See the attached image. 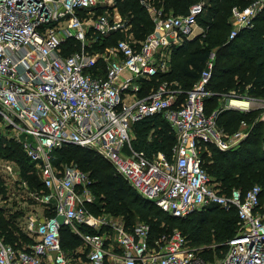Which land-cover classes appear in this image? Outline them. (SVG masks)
Wrapping results in <instances>:
<instances>
[{
    "label": "built area",
    "instance_id": "1",
    "mask_svg": "<svg viewBox=\"0 0 264 264\" xmlns=\"http://www.w3.org/2000/svg\"><path fill=\"white\" fill-rule=\"evenodd\" d=\"M206 4L196 1L183 14H165L146 4L154 28L137 41L115 0H0V122L13 131L43 181L44 189L30 195L54 209V215L26 221L25 231L34 239L28 246L16 249L0 237V264H73L62 246L63 225L85 240L86 264H106L109 255L121 264H264V188L255 184L222 193L203 166L208 144L236 148L248 135L244 122L234 133L221 128L222 109L206 112L205 98L214 94L208 84L215 53L190 89L164 81L140 95L142 79L170 70L175 46L205 34L198 18ZM97 7L113 8V13L95 15ZM263 9L264 0L234 6L229 37L252 27ZM116 31L129 38L100 45L101 37ZM69 40L79 48L67 52ZM228 95V108L264 109V98ZM154 114L164 116L176 140L169 155L159 151L148 158L132 146V128ZM70 144L95 149L140 195L174 217L210 205L236 209L239 227L227 241L226 254L208 260L178 229L151 241L147 223L129 229L119 216L92 214L89 173L53 162V152Z\"/></svg>",
    "mask_w": 264,
    "mask_h": 264
},
{
    "label": "trees",
    "instance_id": "2",
    "mask_svg": "<svg viewBox=\"0 0 264 264\" xmlns=\"http://www.w3.org/2000/svg\"><path fill=\"white\" fill-rule=\"evenodd\" d=\"M196 1L199 0H115V6L130 25L129 31L135 40L141 41L154 28L153 17L146 4L165 14H183ZM253 1L207 0L205 10L198 18L205 28V34L185 39L183 43L175 46L171 54L170 70L151 79H142L140 95H146L164 81L178 83L184 90L190 89L200 78L211 53L214 52L215 64L208 84V89L214 94L205 98L207 113L213 111L210 104L217 103L224 93L232 92L231 94L239 98H264V9L255 18L252 27L241 29L234 38L229 37L233 27L232 8H244ZM104 10L97 7L94 10L95 15L102 14ZM124 37V32L116 31L108 37H101L100 45L114 44ZM78 48L76 40H69L66 51ZM261 113V109L242 111L225 108L218 115V125L228 133L238 131L242 122L248 127V135L238 147L222 150L216 145L208 144L203 150V166L222 193L228 194L233 188L245 191L256 182L264 188V121L260 118ZM175 140L174 131L162 114L146 116L134 123L132 128V146L144 152L148 158H152L159 151L169 155ZM53 155V162L57 166L65 164L62 161L66 155L69 160L75 159L82 170L90 172L88 173L93 180L91 188L95 196L94 201L88 204L90 211L122 215V220L129 229L137 224L138 219L143 220L142 222L150 225L151 241L172 231L171 227L176 224L182 229L190 246L197 248L198 245L215 243L216 249L228 251L227 241L237 234L239 216L236 209L227 211L217 205H210L185 218L174 217L140 195L95 149L70 144L56 149ZM0 158L19 165L20 180L16 183L23 182L25 185L17 192L12 187L8 190L0 175L1 199L9 201L12 194L17 195L18 192L27 197L26 193L44 189L34 162L14 137L0 133ZM13 202L17 201L13 199ZM42 206L45 217L54 215L53 206ZM21 213L23 210L14 209L13 205L9 207L8 204L0 203V237H3L7 245L16 249L26 247L34 240L20 225L18 216ZM61 242L71 257V252L80 245L81 238L71 228L63 225ZM212 252L209 246H205L201 254L207 257Z\"/></svg>",
    "mask_w": 264,
    "mask_h": 264
},
{
    "label": "rangeland",
    "instance_id": "3",
    "mask_svg": "<svg viewBox=\"0 0 264 264\" xmlns=\"http://www.w3.org/2000/svg\"><path fill=\"white\" fill-rule=\"evenodd\" d=\"M117 11H118V9H117ZM107 12L113 13V8H110L109 10L105 9L102 13H107ZM198 24H199V26H203L199 21H198ZM125 37L129 38V34H125ZM132 37L134 38L133 34H132ZM231 93H229V94H231ZM230 97L231 96H229L228 93H224L220 97V99L218 100L217 103L210 104V106H209L210 109L216 110L218 108H222V109L228 108V106L230 105V103H229ZM235 99H238V98H235ZM261 111H262V113L260 114V118H262V120L264 121V109L262 108ZM0 133L3 134L4 136L12 137L11 135H12L13 131L8 130L3 125V123L0 122ZM63 157H64V159L62 161L63 163H65V164L66 163L76 164L79 166V163L77 161H75V159L69 160L68 156H66V155H64ZM6 164H7V166H6ZM8 165H12L11 170L8 168ZM19 169H20L19 165L16 164L15 162L4 159V158H0V175L3 177V179L6 183L5 185L7 186L8 190H10V188L12 187V190L17 192L18 189L23 188L25 186L23 182H21L19 184L16 183L17 180H20ZM7 172H9V174ZM87 172H89V171H87ZM255 184H259V183L256 182ZM26 195H28V196L24 197L22 194H19V192L17 195L12 194V197L9 198V201L1 199V195H0L1 204H8L9 207L13 205L14 209L23 210V213L19 214L18 218L21 220L20 225L24 228V232H26L25 231V223L30 217L37 218L38 220L43 219L45 217L44 207L42 206V204L38 200H36L33 196H31L30 193H28V194L26 193ZM93 195H94V193H93ZM13 199H15L17 202L14 203ZM91 213L96 215V216H102V215L106 214V212H104V211L103 212L102 211L101 212H95V211L92 212L91 211ZM110 215H113V214H110ZM114 216H118V215H114ZM119 217H121L123 219L122 215H120ZM142 221L143 220L138 219L137 223L142 222ZM171 228H172V230L178 229L183 233L182 229L180 227H178L176 224L173 225ZM80 238H81L80 245L74 250V252H71V253L81 251L82 252L81 254H84V256H85V257H83V259H84L85 263H87V257H86L88 254L87 244L81 236H80ZM205 246H209L213 251L211 255H208L207 257L205 256L208 260L219 259V258L223 257L227 252L226 250L221 251V250L216 249L215 243H211L209 245H198L197 248H199L200 250L203 251ZM111 248H112V251L114 253L119 252V249L116 246H113ZM67 253H68V251H67ZM203 254H204V252H203ZM112 257L113 256H111L110 258H112ZM109 264H111V263H109ZM112 264H116V263L113 262ZM117 264H121V263L117 262Z\"/></svg>",
    "mask_w": 264,
    "mask_h": 264
},
{
    "label": "crops",
    "instance_id": "4",
    "mask_svg": "<svg viewBox=\"0 0 264 264\" xmlns=\"http://www.w3.org/2000/svg\"><path fill=\"white\" fill-rule=\"evenodd\" d=\"M112 247V246H111ZM109 248L111 251H112V248ZM113 252V251H112ZM82 252L81 251H78V252H75V253H73V255H71V259H72V263L73 264H86L85 263V261H84V259H83V257H85L84 256V254H81ZM87 257V256H86ZM109 258V260H108V263H113L114 262V258L112 257V258H110L111 257V255L110 256H108ZM114 263H116V262H114ZM117 264V263H116Z\"/></svg>",
    "mask_w": 264,
    "mask_h": 264
},
{
    "label": "water",
    "instance_id": "5",
    "mask_svg": "<svg viewBox=\"0 0 264 264\" xmlns=\"http://www.w3.org/2000/svg\"><path fill=\"white\" fill-rule=\"evenodd\" d=\"M64 215L63 214H59V215H57V220H58V222L61 224V225H63L64 224Z\"/></svg>",
    "mask_w": 264,
    "mask_h": 264
},
{
    "label": "bare ground",
    "instance_id": "6",
    "mask_svg": "<svg viewBox=\"0 0 264 264\" xmlns=\"http://www.w3.org/2000/svg\"><path fill=\"white\" fill-rule=\"evenodd\" d=\"M237 104V103H236Z\"/></svg>",
    "mask_w": 264,
    "mask_h": 264
}]
</instances>
